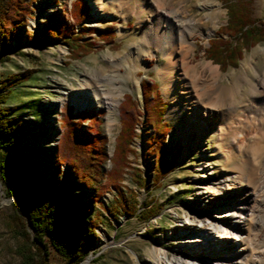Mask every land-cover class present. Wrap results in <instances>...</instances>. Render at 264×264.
I'll list each match as a JSON object with an SVG mask.
<instances>
[{"label":"rangeland","instance_id":"1","mask_svg":"<svg viewBox=\"0 0 264 264\" xmlns=\"http://www.w3.org/2000/svg\"><path fill=\"white\" fill-rule=\"evenodd\" d=\"M31 1L34 2L33 13L26 27L27 37L23 33H19L18 54L11 55L7 62L0 63V81L7 75L32 71L26 82L10 90L4 104L5 107L14 108L11 117L20 118L24 131L14 136L18 144L16 147L0 149V161H5L13 151L17 150L25 156V165L30 169L46 166L49 171H52L50 154L54 153L61 133L60 113L63 108L68 106L73 108V115L88 110L102 112L98 129L100 134L107 139L105 149L108 157H111L114 141L120 128L119 105L122 103L124 95H129L142 114L139 117V124L136 126V138L132 142L134 154L129 156L130 166L140 168L150 191L146 195L145 191L136 188V185L131 181V170L125 172L122 185L133 189L139 202L152 198L157 201L161 209L156 217L148 221L127 218L125 215H119L115 220L101 212L100 224L96 228L98 238L94 242L93 248L79 264H152L158 250L165 252L170 258L176 247L175 239L172 237L178 231L177 224L184 219L186 214L198 213L196 201L200 192L213 189L211 185H200L203 179L201 176L206 177L208 172L211 173L208 175L211 177L219 176L222 172H236L243 165L239 160L218 157L214 147L219 145L224 148L227 143L221 145L217 133L207 136L198 148L190 151L186 156L183 153L181 138L177 137L173 142L170 141L169 136L181 125V119L166 117L171 100L162 94L161 81L157 76V68L164 62V55L152 46H149L148 54L144 53L136 60L138 69L134 72L133 77L137 82L135 89H133L132 83L124 77L125 68H117L120 75L119 80L115 81V86L118 88L115 92L120 96L116 112L117 122L110 130L104 126L106 111L101 104L77 108L69 101L70 96L84 91L85 88L92 89L98 86L108 89L105 83L100 82V78L110 74L114 67L109 58L110 55L122 53L125 49L129 51V54H132L136 51L141 40L142 29L146 22L152 18L151 16H155L160 10L170 12L171 16V12L174 13L175 10L180 9V16L195 21L199 27L206 31H212L206 39L200 34V28L197 30L193 40L194 47L190 53V63L193 65L210 63L212 66H216L220 76L219 87L232 90L239 88V94L235 95L234 91V102L236 106L244 109L242 117L246 118V127L245 125L238 127L247 132L248 128L257 126L259 121H262L260 117L261 105L253 104L250 109H253L252 111L247 110L246 106H249L247 100L251 93V87H257L256 89L260 91V82L264 81V43L255 44L244 52L236 68L228 67L226 70H221L219 65L213 64L204 56L208 42L218 36V28L226 22V10L219 1L142 0L150 6V9L138 15L136 0H105L106 8L102 14L92 11L89 0H85L89 8V17L83 22V25L100 31L111 30L114 37L113 42L109 44L102 42L96 34H91L89 37L94 40V49L87 55L76 58L74 54L68 52L63 44L38 42L35 37L43 28L42 23L48 14L58 12L66 17L70 4L74 0ZM250 9L251 17L254 20H261L264 15V0H252ZM137 25L141 26L140 30L136 29ZM174 77L175 79L181 77L180 71L177 70ZM141 83L157 85L159 95L165 103L163 121L170 128L165 139L166 147L170 154L174 147L180 149V154L173 164V170L158 184L151 183L154 157H150L146 165L143 164V157L147 149L145 142L152 134V130L151 126H146L143 120ZM226 104L228 105L229 102ZM253 112H258V114H253ZM247 139L251 142L252 134L248 135ZM245 155L248 160L252 159L249 151ZM201 161L205 163H201ZM250 161L252 162V160ZM256 162L258 163H253V166L256 164L254 167L264 168V156L257 159ZM244 167L248 168L247 165ZM110 168V161L107 160L103 169L108 171ZM62 169L64 170V168ZM246 182L248 187L263 186L264 188V183H260V180L254 175H251ZM70 183L75 185V189L68 191L65 195V200L70 205H77L89 199L93 194L90 189L80 193L84 188L77 187L76 182L70 181ZM25 186L26 182L22 180H18L15 184L17 190H21ZM257 191L258 198L263 202L258 207L256 214L253 231L255 244L253 245L255 252L260 253L264 250V191L260 192L259 189ZM114 195L113 191L104 193L99 204L90 206L89 215L82 216L84 213H80L81 221L91 219L92 215L100 208L110 205ZM12 203L13 198L6 195L5 189L0 183V264H22L25 261L24 256L27 254L32 256L34 264L39 262L65 264L50 248L48 236L45 237L46 249L41 251L42 253H38L35 246L31 244L32 231L24 214L20 211L17 213ZM18 218L19 220H17ZM20 219L24 226L21 225Z\"/></svg>","mask_w":264,"mask_h":264},{"label":"trees","instance_id":"2","mask_svg":"<svg viewBox=\"0 0 264 264\" xmlns=\"http://www.w3.org/2000/svg\"><path fill=\"white\" fill-rule=\"evenodd\" d=\"M217 1L226 10V22L218 28V36L208 42L204 56L219 65L221 70L236 68L244 52L255 44L264 43V15L261 20L251 17L252 0ZM33 3L31 0H0V63L18 54V36L23 33L27 37L26 27L33 13ZM67 13L66 17L58 12L48 14L42 23L43 28L35 36L37 41L47 44L59 42L76 58L94 49V40L89 37L91 34H96L104 43L113 42L111 30L100 31L83 25L89 17L85 0L71 2ZM31 73L30 70L18 72L0 81V149L16 147L18 144L14 136L24 131L20 118L11 117L14 108L5 107L4 104L10 90L26 82ZM141 85L143 120L152 130L145 142L147 149L143 164L146 165L149 158L154 157L151 183L158 184L173 170L180 149L174 147L170 154L166 147L165 139L170 128L163 121L165 103L157 85ZM72 111L71 106L61 110V133L54 153L50 154L52 171L46 166L30 169L25 165V156L17 150L5 161H0V183L6 195L13 198L12 205L16 212L24 214L32 231L30 243L40 254L46 249L45 237L48 236L50 248L65 264H79L93 248L98 238L96 228L100 224L101 212L115 220L119 215H125L127 218L148 221L156 217L161 209L152 198L139 202L136 192L122 185L125 172L131 170V181L136 188L145 191L146 195L150 191L140 168L130 166L129 156L134 154L132 142L142 115L131 97L125 94L119 105L120 128L111 157H108L105 149L107 139L98 129L102 112L88 110L73 115ZM107 160L111 168L105 171L103 165ZM18 180L26 182L21 190L15 187ZM69 180L76 182L77 187L84 188L80 193L92 190L91 197L77 205H70L65 195L75 189V185ZM111 191L115 193L113 202L96 211L91 219L81 221L80 213H84L82 216L89 215L90 206L99 204L104 193ZM20 222L24 226L21 219ZM24 260L22 264L35 263L28 254Z\"/></svg>","mask_w":264,"mask_h":264},{"label":"bare ground","instance_id":"3","mask_svg":"<svg viewBox=\"0 0 264 264\" xmlns=\"http://www.w3.org/2000/svg\"><path fill=\"white\" fill-rule=\"evenodd\" d=\"M106 3L105 0H89L92 11L101 14L104 13ZM136 3L138 15L150 9L142 0H136ZM179 10L171 12V16L170 12L163 10L151 16L132 54L125 49L122 53L110 55L114 67L110 74L100 78V82L105 83L108 89L98 86L85 88L71 95L69 101L77 108L101 104L106 111L104 126L110 130L117 122L120 96L115 92L118 90L115 81L119 80L120 75L117 68H125L124 77L135 89L137 82L133 77L138 69L137 58L144 53L148 54L149 46L161 51L164 62L158 65L157 76L161 81L162 94L171 100L166 117L181 119V125L169 136L170 141L181 138L186 156L198 148L207 136L217 133L221 145L227 143L224 148L219 145L214 147L218 157L239 160L243 167L236 172H222L216 177L208 176L210 172L205 174L206 177L201 176L203 179L200 185H211L213 189L200 192L196 201L198 213L186 214L177 224L178 231L172 237L176 247L171 257L158 250L152 264H264V250L257 253L253 245L256 214L263 202L258 198L257 190L262 192L264 188H251L246 184L251 175L264 183V168L254 167L258 163L257 159L264 156V81L260 82V91L257 87H251L247 100L249 106H246L250 110L253 104L261 105L262 121L244 132L238 127H246V118L242 117L244 109L234 102L239 88L232 90L219 87L220 76L216 66L210 63H190L197 30L200 28V34L206 39L212 31H206L195 21L180 16ZM136 29L140 30L141 26L137 25ZM177 70L181 77L175 79ZM251 134L252 141L249 142L247 136ZM247 151L250 152L252 159L248 158L252 162L245 155ZM253 163L256 164L253 166ZM246 165L248 168L244 167Z\"/></svg>","mask_w":264,"mask_h":264}]
</instances>
